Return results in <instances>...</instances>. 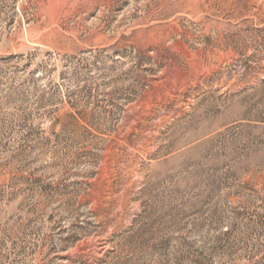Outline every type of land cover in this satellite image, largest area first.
I'll return each instance as SVG.
<instances>
[{
    "label": "rangeland",
    "instance_id": "rangeland-1",
    "mask_svg": "<svg viewBox=\"0 0 264 264\" xmlns=\"http://www.w3.org/2000/svg\"><path fill=\"white\" fill-rule=\"evenodd\" d=\"M0 264H264V0H0Z\"/></svg>",
    "mask_w": 264,
    "mask_h": 264
}]
</instances>
